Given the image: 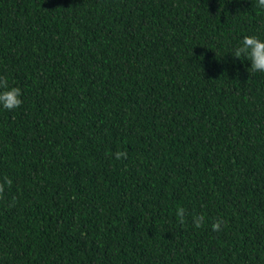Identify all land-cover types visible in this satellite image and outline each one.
I'll list each match as a JSON object with an SVG mask.
<instances>
[{"label": "trees", "instance_id": "16d2710c", "mask_svg": "<svg viewBox=\"0 0 264 264\" xmlns=\"http://www.w3.org/2000/svg\"><path fill=\"white\" fill-rule=\"evenodd\" d=\"M252 33L255 0H0V264H264Z\"/></svg>", "mask_w": 264, "mask_h": 264}, {"label": "clouds", "instance_id": "9594fccd", "mask_svg": "<svg viewBox=\"0 0 264 264\" xmlns=\"http://www.w3.org/2000/svg\"><path fill=\"white\" fill-rule=\"evenodd\" d=\"M255 3L258 9H264V0H255ZM231 54L235 59L249 61L248 68L252 72H264V37L256 33L244 35L239 44L232 49ZM21 95L19 87L9 85L6 80L0 78V109L12 110L17 108L22 103ZM115 155L119 159L123 153L117 152ZM5 179L7 183H11L10 179ZM175 216L180 222H183L186 216V208L178 204L175 207ZM203 222V215H194L192 218V223L197 228ZM221 222L219 219L215 220L212 223V229L218 230Z\"/></svg>", "mask_w": 264, "mask_h": 264}]
</instances>
